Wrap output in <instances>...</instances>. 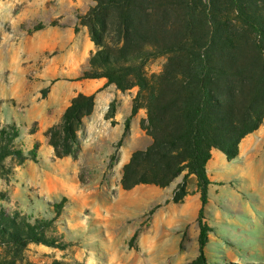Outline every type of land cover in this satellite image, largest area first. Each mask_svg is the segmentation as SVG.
I'll list each match as a JSON object with an SVG mask.
<instances>
[{
    "label": "rangeland",
    "instance_id": "obj_1",
    "mask_svg": "<svg viewBox=\"0 0 264 264\" xmlns=\"http://www.w3.org/2000/svg\"><path fill=\"white\" fill-rule=\"evenodd\" d=\"M93 4H73L66 22L72 29L55 35L70 44L39 56L27 55L23 40L51 19L14 22L10 18L20 12L18 4L5 22L0 20V63L15 49L23 54L18 69L7 72L0 66V129L15 123L20 131L17 146L26 154L32 149L37 153L36 160L22 164L14 158L0 163V205L9 212L51 219L54 203L66 197L49 233L69 243L60 249L32 242L20 256L0 245V264H190L199 254L196 177L186 179L184 191L180 186L185 172L167 187L139 184L124 189L123 165L134 150L151 142L140 125L144 108L136 114L134 131L135 115L124 135L129 102L138 87L121 91L114 84L98 86L100 79L78 78L90 68L89 57L97 49L84 19ZM165 62L166 57L149 61L148 73L161 71ZM78 93L98 94V104L79 131L77 156L59 158L47 130L61 123ZM242 146L235 159L215 149L207 166L208 173L220 176L211 180L204 214L212 226L205 247L211 264H264V125L247 135Z\"/></svg>",
    "mask_w": 264,
    "mask_h": 264
},
{
    "label": "trees",
    "instance_id": "obj_2",
    "mask_svg": "<svg viewBox=\"0 0 264 264\" xmlns=\"http://www.w3.org/2000/svg\"><path fill=\"white\" fill-rule=\"evenodd\" d=\"M93 1L84 19L97 49L89 57L90 68L78 78H106L104 86L114 84L121 91L138 87L124 135L131 117L144 108L140 125L151 138L123 165L122 186L167 187L185 172L184 191L186 179L194 175L201 199L199 254L190 264H211L205 247L212 226L204 214L212 150L235 159L242 139L264 121V0ZM160 57H166L163 69L149 74L147 63ZM95 97L78 93L61 123L48 128L57 157L77 156L79 131L95 110ZM19 136L15 123L1 127L0 163L37 159L35 149L26 154L17 146ZM66 201L63 197L54 203L51 219L9 212L0 205V245L12 247L18 256L32 242L67 248V241L49 233Z\"/></svg>",
    "mask_w": 264,
    "mask_h": 264
},
{
    "label": "crops",
    "instance_id": "obj_3",
    "mask_svg": "<svg viewBox=\"0 0 264 264\" xmlns=\"http://www.w3.org/2000/svg\"><path fill=\"white\" fill-rule=\"evenodd\" d=\"M79 2L80 0H0V10H1L0 20L4 21L5 19H7V12L12 10L18 4H19L20 12L15 11V13L11 15L10 18L13 19L14 22L25 21L26 17L38 18L40 19V21L45 20L44 19L45 17L51 19L49 20L50 22H44L43 23L44 26L42 28L34 30L32 34L28 35V37H25V39L23 40L24 51L27 53V55L39 56L41 53H45L46 51L53 49L56 45H61L62 47L65 48L68 47V45L70 44L69 41H66V39L62 37L59 38V36L56 37L55 35L60 33L65 34L67 29L68 30L72 29V27L66 23L67 18L68 15H70L73 4L75 7L78 6ZM54 19H57L58 22L52 24V20ZM0 35L4 36V32L2 31L1 28H0ZM22 55H23L22 53H20L19 51H17V49H15L13 53L12 51L7 53L8 60L6 62L2 61L0 63V66H2V68H4V70H6L7 72H9L10 68L12 70L14 68L18 69L17 67L19 66V61L21 62ZM97 79H100L99 83L97 84L100 87L104 86V84L107 81L106 78H93L92 80H97ZM98 96L99 95L96 94L95 107H97L98 104ZM131 109H132V105L131 102H129L127 113L131 114ZM117 120H119L118 116H117ZM135 120H136V115L133 117L131 122L132 131H134ZM262 125H264V122L262 123ZM245 139L246 137L243 138L242 141L240 142L239 156L242 152V147H243L242 143L244 142ZM215 149L216 148L212 150V157L215 152ZM257 155L259 154H256L254 156ZM128 159L130 158L128 157ZM128 159L125 158L123 161L126 162V160ZM208 175L212 181L219 180L220 178V176H216L214 174L208 173Z\"/></svg>",
    "mask_w": 264,
    "mask_h": 264
}]
</instances>
